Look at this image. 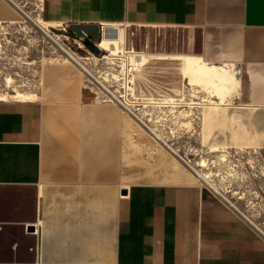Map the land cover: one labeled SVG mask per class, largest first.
I'll list each match as a JSON object with an SVG mask.
<instances>
[{"label": "crops", "instance_id": "obj_1", "mask_svg": "<svg viewBox=\"0 0 264 264\" xmlns=\"http://www.w3.org/2000/svg\"><path fill=\"white\" fill-rule=\"evenodd\" d=\"M39 6L44 20L61 25L196 29L195 55L233 66L225 106L252 108L264 127V0ZM20 15L0 0V22ZM56 68H47L48 92L0 99V264H264L260 226L158 141L138 138L136 121L121 119L115 105L83 98L78 81L55 75ZM66 79L71 86L62 87Z\"/></svg>", "mask_w": 264, "mask_h": 264}, {"label": "rangeland", "instance_id": "obj_2", "mask_svg": "<svg viewBox=\"0 0 264 264\" xmlns=\"http://www.w3.org/2000/svg\"><path fill=\"white\" fill-rule=\"evenodd\" d=\"M8 1L21 15L0 22V94L13 97L17 89L31 98L34 92H48L53 81L48 79L47 68L56 65L55 75L77 80L83 98L112 103L121 119L136 121L138 138L145 135L158 141L188 171L209 172V182L201 178L200 182L264 232V127L252 108L226 105L223 122L210 123L208 135L203 133V111L210 99L223 101V90L194 68L199 48L196 29L116 23L124 32L125 46L145 54L141 62L129 63L125 71V57H102L106 50L95 55L60 23L38 21L40 0ZM56 40L74 52L87 70L67 60ZM175 53H185L193 60L176 58ZM217 74L226 77L223 69ZM7 77L12 78L9 84ZM70 82L66 79L62 87L71 86ZM126 99L133 100L128 107L140 119L124 108ZM213 146L216 149L211 150ZM201 159H205L204 166L197 164Z\"/></svg>", "mask_w": 264, "mask_h": 264}, {"label": "bare ground", "instance_id": "obj_3", "mask_svg": "<svg viewBox=\"0 0 264 264\" xmlns=\"http://www.w3.org/2000/svg\"><path fill=\"white\" fill-rule=\"evenodd\" d=\"M38 21H40L41 23H43L45 25H54L55 24L54 22L44 20L42 18V16L38 17ZM56 42H57V46L65 52V54L67 56L66 57L67 60L71 59V60H73L74 63L78 64L79 66L81 65L82 67H85V69L87 70V66H85V64L78 58V56L75 55L74 52L67 49L58 40H56ZM99 45L101 48H103L107 52L106 54H103L102 57H108L110 59L117 57V56L123 57V58L125 57V61H123V69H125V71H126L129 63L137 64V63L142 61V57L145 55L143 52L128 49L129 47L127 48L125 46V44H124V32H123L122 28H120L119 26L116 25V23H110V24H104L103 25L102 37H101V40L99 42ZM174 57H176V58L181 57L188 62H192V60H193L191 58V56H188L185 53H182V54H179V53L176 54L175 53ZM195 61H196L195 67H194L195 70L199 71L201 74H204L205 76H209L210 78H212L214 80V82H216V84H218L219 87L221 85L222 89H225L226 87H228V89L230 91L231 88H233V83H234L233 78H232L233 66H231L230 64L206 63L200 57H197ZM218 69H223L225 71V73H226L225 78L218 76V74H217ZM11 80H12L11 77H7V83L8 84L10 83ZM208 90L211 91V95H214L213 90L210 89V85L208 87ZM15 91H17V93L15 95H12L13 97H11V98H14V97L17 99H28V98H30V95H28L22 91L20 92L17 89ZM116 97L118 98V96H116ZM6 98H8V97H6L4 94H0V99H6ZM223 99L225 100L224 94H223ZM125 101L126 102H123V103H125L124 108H127L128 111H130L137 118L140 119V117L135 113L134 109H131V107H128L129 101L132 102L133 100L126 99ZM209 103L210 104H208L206 106V108L204 109L203 114H202V120L205 123V126L203 128L204 129L203 133L206 135H208L207 128L210 125V123H212V122H221L222 123L224 118H225V115H226L225 101L215 102L213 99H210ZM219 103H223L224 105L221 106ZM213 149H216V146H213L211 148V150H213ZM197 164L204 166L205 159L199 160V162H197ZM188 166H189V164H188ZM190 168L193 169L192 167H190ZM194 172L197 174V176L199 178L203 179L205 182L206 181L209 182L208 181V175H209L208 173L209 172L204 173V172H202L196 168H195Z\"/></svg>", "mask_w": 264, "mask_h": 264}, {"label": "water", "instance_id": "obj_4", "mask_svg": "<svg viewBox=\"0 0 264 264\" xmlns=\"http://www.w3.org/2000/svg\"><path fill=\"white\" fill-rule=\"evenodd\" d=\"M63 26L66 31L76 36L95 55L100 56L103 54L104 49L99 45L102 37L101 23L67 22ZM124 192L125 189L122 190V193Z\"/></svg>", "mask_w": 264, "mask_h": 264}, {"label": "built area", "instance_id": "obj_5", "mask_svg": "<svg viewBox=\"0 0 264 264\" xmlns=\"http://www.w3.org/2000/svg\"><path fill=\"white\" fill-rule=\"evenodd\" d=\"M62 27L64 28V30H66L65 29V27L62 25ZM102 27H103V24H102ZM250 220V219H249ZM250 222L254 225V226H256L251 220H250ZM257 227V226H256ZM258 228V227H257ZM258 229H260V228H258ZM261 230V229H260ZM262 231V230H261ZM263 232V231H262ZM264 233V232H263Z\"/></svg>", "mask_w": 264, "mask_h": 264}]
</instances>
